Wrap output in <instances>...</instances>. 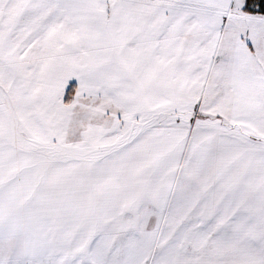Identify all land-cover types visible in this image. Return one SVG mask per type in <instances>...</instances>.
I'll use <instances>...</instances> for the list:
<instances>
[{"label":"snow or ice","instance_id":"1","mask_svg":"<svg viewBox=\"0 0 264 264\" xmlns=\"http://www.w3.org/2000/svg\"><path fill=\"white\" fill-rule=\"evenodd\" d=\"M0 264H264V0H0Z\"/></svg>","mask_w":264,"mask_h":264}]
</instances>
